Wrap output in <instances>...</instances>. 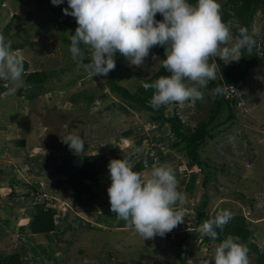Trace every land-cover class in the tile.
<instances>
[{
  "label": "rangeland",
  "instance_id": "374dc122",
  "mask_svg": "<svg viewBox=\"0 0 264 264\" xmlns=\"http://www.w3.org/2000/svg\"><path fill=\"white\" fill-rule=\"evenodd\" d=\"M52 5L50 1H46V11L40 15L32 0H0V31L10 21V30L6 37L23 44L22 48L15 51L21 52L29 62V70L49 71L53 67L56 69L57 64L65 67L64 72L57 69L49 75V83L45 85L48 92L39 94L30 101L31 106L27 105L28 100L22 96L17 97L16 93L6 94L11 86L10 82L0 80V85L5 88L0 94V100L8 101L4 108L0 104V255H5L12 248H23V255L27 258L33 257L37 264H179L174 249L169 251L172 257L168 256V260H164L163 252L170 241L175 242L179 234L193 226L196 207L205 190L208 192V212L221 204L220 210L225 208L231 213L247 216L255 230V242L262 249L264 62L258 63L248 72L245 83L237 90L239 101L234 109L236 119L214 130L216 135L213 133L212 138L207 139L203 152L200 153L201 158L207 159L215 172L207 187L201 184L202 173L195 167L190 169L186 166L187 160L183 154L172 149L165 150L167 139L164 144L158 145L161 153L155 157L154 163L140 172L147 174L152 167L161 164L172 166L178 176L177 186L180 188L183 185L182 191L186 197L182 204L177 205L184 223L164 237L155 236L145 240L130 227L117 226L118 219L110 211L107 193L109 177L105 173L98 181H93L91 186L96 194L93 205L83 208L99 210L93 213V218H88L93 227L83 221L81 224L77 223L75 218H83L84 221L85 218L78 215L67 196L57 197V203L53 206L58 214L57 224L62 225L64 231L59 234V243L52 241L56 250L53 258L46 259L39 252L41 246L45 247L49 243L44 235L27 234L19 237V226L26 227L28 221L26 206L33 199L40 200V195L43 196L44 191L50 188V181L46 178L49 168H40L38 164L43 163L49 155L60 152L55 149V146L62 143L60 138L66 134H79L86 145L83 151L85 153L119 154L134 161L139 160L145 153H156L157 149L150 147L149 136L158 133L166 136L169 133L167 126L161 129L156 128L155 124L147 126L149 114L146 111L131 110L128 115L120 113L115 116L111 110L105 109L107 103L116 100L106 85L109 73L118 84L134 88L159 68L161 61L154 54L155 47L150 49L149 56L141 67L130 65L117 52L114 57L116 67L112 72L106 77H91L84 67L87 61L79 58L70 60L67 55L69 48L61 40L60 30L74 33L77 26L75 18L62 11L68 7L67 0L61 5H53L55 11L50 8ZM51 15L55 16V20L49 19ZM232 33L235 36L234 31ZM87 50L90 54V49ZM41 51L45 55H41ZM153 55L158 60H154ZM73 78L74 82L70 83ZM81 91L86 95L96 94V105L89 106L86 101H82L64 106L70 94ZM192 105L193 102L185 101L183 104L178 103L175 108L179 117L190 126L206 115L201 109L187 113L188 107ZM172 107L174 106H168V109ZM225 116L223 114L222 118ZM130 127L134 131L135 139L140 131L148 136L143 137L139 146L135 140L130 141L122 135V131ZM21 138L25 140L23 148L16 145V140ZM61 147L68 149L65 144ZM36 171H40L41 175H35L33 172ZM192 171L197 172L194 185L192 189L185 191L188 174ZM26 185L37 187L38 195L30 192L32 197H26L25 193L29 191ZM11 192H14V196L9 197ZM222 192L224 195L219 198L218 193ZM45 196L49 197L48 194ZM213 198H216L217 204L213 202ZM7 212L14 220L11 225L4 219L7 218ZM98 214H105L107 223L98 222ZM202 236L198 231L197 238L190 237L186 241V251L182 257L184 264H201L203 259L213 255L217 244L207 245L201 241ZM21 240H24L23 244ZM249 264H255L252 255L249 256Z\"/></svg>",
  "mask_w": 264,
  "mask_h": 264
},
{
  "label": "clouds",
  "instance_id": "9594fccd",
  "mask_svg": "<svg viewBox=\"0 0 264 264\" xmlns=\"http://www.w3.org/2000/svg\"><path fill=\"white\" fill-rule=\"evenodd\" d=\"M61 5L64 0H50ZM64 14L75 18L77 26L69 35V51L74 60H85L81 45L90 49V60L84 63L91 77H106L116 67L119 52L130 65L141 67L150 49L161 46L159 59L166 73L143 87L153 89L151 106L155 109L170 103L203 101L207 94L215 97L220 87L208 91L209 81L216 79V65L210 58L238 62L255 43L246 27L237 35L221 17L219 0H67ZM160 14L162 19H156ZM154 60L158 58L153 55ZM24 57L12 49V42L0 34V80L10 82L6 94L14 95L23 86ZM237 93V89H234ZM74 153L84 149L79 134L60 138ZM110 184L107 187L110 211L135 230L143 240L164 237L183 222L177 204L185 194L178 190L175 170L161 164L147 174L134 170L126 158L110 159L107 165ZM233 218L230 210L216 211L198 231L216 240L218 232ZM201 264H249V249L233 237L220 241L210 258Z\"/></svg>",
  "mask_w": 264,
  "mask_h": 264
},
{
  "label": "trees",
  "instance_id": "16d2710c",
  "mask_svg": "<svg viewBox=\"0 0 264 264\" xmlns=\"http://www.w3.org/2000/svg\"><path fill=\"white\" fill-rule=\"evenodd\" d=\"M35 4V10L40 15H43L46 11L44 4L46 1L50 0H32ZM194 3L195 0H192ZM221 5L220 12L223 22L230 28L231 31H234V34L237 35L241 27H246L249 30V33L253 35L255 43L251 48L250 52H245L242 54L238 62H228L225 63L224 60L219 58H210L209 63L216 65V79L209 81L208 91L214 89L215 87H220L222 92L215 97H212L207 94L203 101H195L193 105L188 107L187 113L191 111H198L199 109L205 111V117L199 119L195 122L193 126H190L186 121H183L175 108L178 103H170L168 105H163L158 109H155L151 106V97L153 95V89H145L143 84L145 82H151L155 80L159 75H165L166 70L160 65L159 68L147 79L142 80L141 83L134 88L130 89L127 86L118 84V82L107 76L106 85L111 93L116 97L115 101H110L106 104L105 109L111 110L112 113L116 115L120 113L129 114L131 110L139 112H147L149 118L147 126L155 124L156 128L161 129L168 127L169 133L166 136L160 135L159 133L154 136H149L150 147L152 149H157L155 154L145 153L141 156L139 160L131 161L134 165V170L137 172H142L148 166L154 163L155 157L161 152L158 150V145L164 144L166 139L168 140L165 150H176L179 153L183 154L187 160L186 166L188 168H197L198 171L202 173L201 184L203 187H207V183L211 181L214 171L211 169V165L207 159H202L200 153L203 152L204 145L207 139L212 138L214 130H218V127L224 125L230 120L235 118V106L239 101V96L234 89L239 88V86L245 83L248 72L254 68L258 63L264 62V0H219ZM52 8L54 11L55 8ZM49 19L55 20V16H49ZM156 19H162V16L158 13ZM10 30V21L6 26L0 31V34H3L7 40L12 42V49L15 51L23 47V44L20 42H15L10 37H6ZM61 40L63 43L70 47V32L60 30L59 31ZM154 54L160 59L164 58V49L161 46H154ZM82 50L85 52V60H90V54L87 50V47L81 45ZM41 55H45V52L41 51ZM68 58L72 59L71 53L67 51ZM69 60V59H68ZM69 62V61H68ZM29 62L24 59V77L23 84L24 86L19 88L16 92L17 97L22 96L23 99L28 100V106L30 101H32L39 94L47 93L48 90L45 88V85L49 83V75L53 73L54 70H60L64 72L65 67L56 65V69L53 67L52 70H29ZM112 72V71H111ZM73 78L71 82H74ZM233 90L231 91V89ZM4 87L0 85V94L4 91ZM50 89V88H48ZM104 95L103 92H101ZM7 98V97H5ZM9 99V97L7 98ZM82 101H86L87 105L95 106L96 105V94L86 95L82 91L72 93L68 96L64 106H70L72 104H78ZM22 100H20V103ZM8 101L3 99L0 100V104L4 108L7 105ZM168 106H174L172 109H168ZM9 110V108H8ZM11 110V109H10ZM100 110L98 111V113ZM223 114H226L222 118ZM190 117V116H189ZM122 135L126 138H129L130 141L135 140L136 145H140L143 137H148L144 135L141 131L136 134L137 139L134 138V131L132 127L127 130L122 131ZM133 135V136H132ZM216 135V134H215ZM16 145L20 147L25 146V140L23 138L16 140ZM64 144L60 143L55 149L60 150L57 154H51L45 158L43 163H40V168H49L47 170V180L50 181V188L44 191V195H40V200H31V202L26 206L27 218L26 227L20 225L18 228L19 237L32 234V235H44L48 240V244L45 247H40L39 252L46 256V259L53 258L55 253V248L52 246V241L54 243H59L61 234L64 229L62 225L57 224V211L53 206L57 203V197L67 196L68 200L79 213L78 215L83 216V218H75L77 223H86L88 226L90 222L88 218H93V213L97 210L94 208L83 209L84 207L93 205L94 190L92 189V184L98 181L102 174H108V162L110 159H120L125 158L119 154L106 155L103 153L89 154L85 153L86 145L84 144L83 151L79 153H74L69 147L65 150ZM66 145V144H65ZM127 159V158H126ZM131 160V159H129ZM37 165V166H38ZM215 169V168H214ZM184 171V169H183ZM35 175H41L40 171L33 172ZM197 172L192 171L188 174L187 182L184 186L185 191L192 189L195 181ZM178 180V176H176ZM94 181V182H93ZM110 184V179L108 181ZM29 191L25 193L26 197L30 196V192L38 195L37 187L28 186ZM183 186V185H182ZM182 186L178 188L179 191H182ZM219 191V190H218ZM43 193V192H41ZM187 193V192H186ZM48 194L49 197L45 195ZM224 193H218L220 198ZM14 196V192L9 194V197ZM46 197V198H44ZM225 199V198H224ZM214 200V198H213ZM216 201H213L214 203ZM218 203V201H217ZM216 203V204H217ZM178 203L177 205H179ZM208 204V192L204 191L203 197L196 207V217L193 226L185 232L179 234L177 239L170 241L166 246V250L163 252L164 260H168L170 255L169 251L174 249L176 252V257L179 264H184L183 262V253L186 251V241L190 238L198 237V228L200 225L207 219L213 218L216 211H219V207H216V204L213 206L214 210L210 213L206 209ZM225 209V208H224ZM99 211V210H98ZM114 216L117 218V214L114 213ZM232 220L223 226V229H216L218 232V237L214 241L210 237L203 235L201 241L207 243V245L218 244L220 241L226 237H233L238 239L240 242L245 244L249 249V256H254L255 264H264V243L263 248L261 249L255 242V230L251 227L250 220L247 216L242 213H232ZM105 214L101 216L98 214L97 221L107 223V220L104 219ZM7 212V218H4L8 225L14 223L13 219ZM118 219V218H117ZM13 220V221H12ZM117 226H127L126 223L122 220L116 221ZM26 229V230H25ZM25 230V231H24ZM74 230V229H71ZM168 238V235H167ZM66 243L68 240L65 241ZM21 243H24V240H21ZM23 248H16L5 255H0V264H37L36 259L33 257L27 258L23 255ZM155 254H158L156 252Z\"/></svg>",
  "mask_w": 264,
  "mask_h": 264
},
{
  "label": "built area",
  "instance_id": "2783aa9c",
  "mask_svg": "<svg viewBox=\"0 0 264 264\" xmlns=\"http://www.w3.org/2000/svg\"><path fill=\"white\" fill-rule=\"evenodd\" d=\"M233 90V88L231 89V91Z\"/></svg>",
  "mask_w": 264,
  "mask_h": 264
}]
</instances>
